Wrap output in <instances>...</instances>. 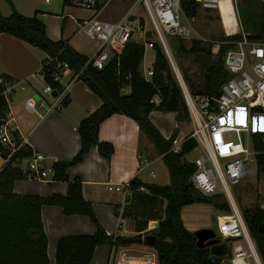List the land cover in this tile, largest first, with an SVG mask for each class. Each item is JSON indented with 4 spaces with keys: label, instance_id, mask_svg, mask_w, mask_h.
I'll list each match as a JSON object with an SVG mask.
<instances>
[{
    "label": "trees",
    "instance_id": "trees-1",
    "mask_svg": "<svg viewBox=\"0 0 264 264\" xmlns=\"http://www.w3.org/2000/svg\"><path fill=\"white\" fill-rule=\"evenodd\" d=\"M222 1V0H221ZM10 13L0 12V33L5 32L16 38L40 48L46 58L42 64L45 81L56 89L61 88L53 79L59 72V64H66L73 74L78 72L77 79H82L100 98V105L84 115L78 122L79 148L69 160H55L52 163V178L67 181L65 193H17L13 191L14 181L24 177L17 157L31 156V148L24 144L0 168V264H50L47 256V236L42 226L40 208L42 204H56L66 214L80 213L88 215L96 224L91 233H72L60 236L56 241V264H87L98 243L126 245L143 240L137 234L123 236L108 234L98 222L90 200L82 194V182L78 176L69 178L66 166L80 161L93 145L98 152L109 157L113 144L101 140L98 136L100 123L112 113H123L133 118L156 149L169 171V182L166 184L146 183L154 194L165 198L164 215L159 220L155 239L151 246L156 251L159 264H221L222 258L211 257L207 245L198 246L193 230L183 224L180 210L183 205L193 202H204L223 212H231L226 195L221 192L203 193L191 181L196 170L194 161L186 158L196 145L197 140L191 134L180 142V148L174 150L173 140L176 130L165 138L151 122L148 114L151 109L175 111L177 120L189 118L182 88L175 76L165 53L158 43H152L154 60L152 74L144 76L140 65L145 53L144 44L131 40L119 55H113L101 69L95 68L89 57L81 54L63 40H51L45 31V25L37 11L31 16L18 12L8 0ZM68 4V0H63ZM254 11L259 19L253 30L245 29L248 35H259L264 40V5L258 2ZM181 8L187 17H195L199 9L194 0H182ZM255 7H252L254 9ZM143 25V20H141ZM239 34L230 39H238ZM226 39L221 37L220 40ZM228 46L220 45L216 50L213 42L192 38L189 45H180L182 63H177L180 74L191 94L204 92L218 94L222 82L230 76L223 65L222 57ZM185 61L190 64L186 65ZM191 65V66H189ZM7 77V76H5ZM128 86L129 90L122 89ZM157 96L158 101L153 98ZM8 110L7 102L0 93V119ZM256 175L264 173V132L252 133ZM0 144V154L2 153ZM132 187L140 180L132 178ZM135 185V186H133ZM248 233L254 243L258 256L264 264V207L258 202L240 210ZM145 241V240H143ZM145 243H148L145 241ZM229 254L226 256L228 257Z\"/></svg>",
    "mask_w": 264,
    "mask_h": 264
},
{
    "label": "crops",
    "instance_id": "crops-1",
    "mask_svg": "<svg viewBox=\"0 0 264 264\" xmlns=\"http://www.w3.org/2000/svg\"><path fill=\"white\" fill-rule=\"evenodd\" d=\"M6 1L10 7L8 0ZM10 1L24 16H31L37 11L51 40L61 39L89 58L96 52L98 43L81 29L83 19L91 16L88 9L66 5L63 0ZM8 9L0 6L3 15L10 13V8ZM90 44H93L94 48L86 53L85 49ZM147 50L145 47L140 65L143 73L151 69L154 60L153 54L149 67L143 70ZM45 58L46 54L40 48L8 33H0V76L4 78V82H0V93L8 90L7 108L12 126L26 138V145L31 148V152L42 153L43 164L51 166L55 160H69L78 150L79 134L76 129L78 122L100 105L101 98L84 80L71 79V71L64 69L61 73V83L62 85L68 83V89L57 99L58 106L47 109V105H51L54 98L49 92L44 91L47 82L42 74V64ZM122 90L127 92L129 87L126 86ZM31 96L38 101L35 111L26 107V100ZM40 99L45 101L44 105L40 104ZM148 116L165 138L176 130L173 143L178 145L193 130L191 127L184 128L185 121L177 120L175 111L154 108L149 111ZM98 136L101 140H108L113 144L112 154L104 157L95 145L91 146L80 161L66 166L68 177L80 178L82 194L91 201L98 222L108 234L129 236L143 232L149 228L151 222H159L164 215L165 198L149 191L146 185L169 182V171L162 154L140 129L138 123L123 113L116 112L106 117L99 125ZM186 158L189 159L187 155ZM20 166L21 169L26 166L25 159L21 161ZM132 178L140 180L144 189L132 187L129 192L123 189H108L109 183H120L125 186ZM66 189V180L53 178L40 180L22 177L16 179L13 184V191L17 193H65ZM193 205L194 203L185 204L180 210L183 224L189 230L202 226L194 214L201 212L202 209H208ZM40 214L47 236L46 251L50 264H56L55 248L60 236L91 233L96 229L95 222L88 215L66 214L60 205L42 204ZM206 220H203V226L211 227ZM87 264H159V262L154 247L141 240L126 245L98 243Z\"/></svg>",
    "mask_w": 264,
    "mask_h": 264
},
{
    "label": "built area",
    "instance_id": "built-area-1",
    "mask_svg": "<svg viewBox=\"0 0 264 264\" xmlns=\"http://www.w3.org/2000/svg\"><path fill=\"white\" fill-rule=\"evenodd\" d=\"M48 1L44 0V2ZM111 1L113 0H68V4L71 6L91 11V16L83 19L81 29L90 39L98 43L96 52L89 58L92 66L101 69L111 56L119 55L126 44L134 40L143 43L147 48H153L152 43H158L161 45L172 70L174 67L177 68L164 35L192 38L193 30L190 22L195 17L184 15L181 8L182 0H137L135 8L138 5L144 7L157 37L156 41L147 39V28L144 23V26H139L138 17L133 19V16H127L118 21L101 20L98 15ZM194 1L201 10H217L219 13L226 39L211 42L216 50L220 45L228 46L222 60L230 76L222 82L218 94L204 92L191 94L184 80V87L178 81L194 123L191 135L196 138L197 144L202 148V153L192 159L196 164V170L191 176V181L203 193L221 191L226 195L231 212L216 214L215 233L216 236L229 240L231 250L228 259L231 264H247L249 253L240 242H237V239L240 237L244 239L252 255L251 242L253 243V241L233 198L229 184L238 183L250 171L251 166L248 164L254 160L252 133L255 131L264 132V130L249 127L251 114L264 113V40L248 38V34L241 29L227 32L221 18V0ZM257 1L264 5V0ZM136 31L141 34L133 38ZM235 34H239L240 37L238 39L229 38ZM198 39L208 41L204 38ZM58 67L61 68L59 72L53 74V79L59 82L61 88L56 89L49 83L44 86L46 92L50 93L53 89L57 92L56 96H53V103L47 105V109L58 106L57 99L68 89V83L65 85L61 83V73L64 69L69 68L65 63L59 64ZM69 70L71 71V69ZM177 70L179 71L178 68ZM71 73V79H75L80 72L73 74L71 71ZM143 74L149 77L152 71L148 69ZM0 82H4L2 76H0ZM7 93V89L1 92L6 102ZM153 100L157 102L158 98L155 97ZM39 101L41 105L45 104L44 100L40 99ZM37 102L31 96L26 100V107L35 111ZM231 133L235 134L236 139L231 138ZM0 144L3 148L1 154L5 155V162L26 144V138L12 126L8 110L0 119ZM172 148L178 150L180 145L173 143ZM23 159L26 160V166L22 169L24 177L40 180L52 178V165L45 166L43 164L44 155L42 153L35 152L28 157H17L19 166ZM207 160L210 161L211 166L206 165ZM252 167L253 173H255L256 162ZM131 188L130 182H127L125 186L120 183L108 184V189H123L129 192ZM134 188L141 190L144 189V185L139 184ZM260 206L264 207V204H260Z\"/></svg>",
    "mask_w": 264,
    "mask_h": 264
},
{
    "label": "rangeland",
    "instance_id": "rangeland-1",
    "mask_svg": "<svg viewBox=\"0 0 264 264\" xmlns=\"http://www.w3.org/2000/svg\"><path fill=\"white\" fill-rule=\"evenodd\" d=\"M257 0H222L221 7V15L223 20V25L227 32L237 29H241L243 32L246 29L253 30V25L255 22H258V18L255 16V12H257L256 7L259 5ZM137 0H113L109 4H107L103 11L99 14V18L101 20L107 21H118L123 17L133 16V19L136 17L139 18V26H142L141 20L145 27L147 28V39L151 41H156L157 37L153 32L152 24L149 20V17L142 5H138L135 8ZM256 4V5H255ZM0 6L3 8L8 7V3L6 0H0ZM252 7H255L252 9ZM9 10V9H8ZM192 32V38H204L208 41H217L220 40L221 37L224 36L223 28L221 24V19L217 10L208 11L198 9L195 19L190 22ZM143 25V26H144ZM141 33L138 31L134 32V37L138 36ZM165 40L167 45L172 53L174 62L177 66V63H182V52L180 49V45H189L190 37H176L169 34H165ZM94 48L93 44H90L86 47L85 52L89 53L90 50ZM146 57L143 63V70H146L149 67V64L153 60L154 51L152 48H148ZM185 64H190L189 61H185ZM191 66V65H189ZM178 68V66H177ZM185 121L184 128L191 127L193 129L194 123L191 119L190 113L189 118L183 119ZM182 120V121H183ZM249 127L251 129H259L264 130V113L263 112H255L250 115L249 119ZM232 139H236L234 133L230 134ZM202 153V148L199 144H197L193 150L188 152L186 155L189 160L194 159L196 156ZM24 160V159H23ZM255 162L251 160L248 165L251 166L250 171L243 177L238 183L229 184L233 198L237 204L239 211L243 207H247L252 205L254 202H258L259 204H264V173L259 174L258 176L253 173V165ZM207 166H211L209 160L206 161ZM249 166V167H250ZM217 188V186H216ZM220 190V189H217ZM193 207L204 206L208 207V209H202L201 212H196L194 214L195 219L200 220V223L203 226V220L209 222V225L216 231V218L215 213H221L222 210H218L210 204L204 202H193ZM208 211V212H207ZM213 213V214H212ZM237 242H240L242 246L246 249L249 256L247 258V264H257L254 256L251 254V251L248 249L244 239L242 237L237 239ZM258 254V253H257ZM221 264H231L228 258L225 256L222 258ZM262 264V263H261Z\"/></svg>",
    "mask_w": 264,
    "mask_h": 264
},
{
    "label": "water",
    "instance_id": "water-1",
    "mask_svg": "<svg viewBox=\"0 0 264 264\" xmlns=\"http://www.w3.org/2000/svg\"><path fill=\"white\" fill-rule=\"evenodd\" d=\"M247 37L248 38H259L260 36L259 35H247ZM173 72L175 76L177 77L178 81L184 87L182 76L176 67H174ZM50 94L53 96H56L57 92L55 89H53L50 92ZM241 135H243V132H241ZM4 157H5L4 154L0 155V168L4 161ZM158 228H159V222L153 221L150 223L149 228L145 229L143 232L137 233V235L142 236V239L147 241L148 243H152L155 239V235L153 232H157ZM193 231L197 237L196 244L198 246H204V245L209 246L211 257L214 258L215 260H218V258L225 257L230 253L231 247H230L229 240L216 236V233L212 227H200ZM251 245L253 249V256H254L256 263L261 264L260 258L252 242H251Z\"/></svg>",
    "mask_w": 264,
    "mask_h": 264
},
{
    "label": "bare ground",
    "instance_id": "bare-ground-1",
    "mask_svg": "<svg viewBox=\"0 0 264 264\" xmlns=\"http://www.w3.org/2000/svg\"><path fill=\"white\" fill-rule=\"evenodd\" d=\"M220 4H221V2H220ZM220 11H221V7H220ZM221 18H222V15H221ZM223 19V18H222Z\"/></svg>",
    "mask_w": 264,
    "mask_h": 264
}]
</instances>
